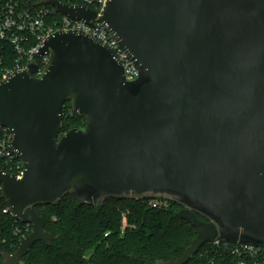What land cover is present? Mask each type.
<instances>
[{
  "label": "water",
  "instance_id": "water-1",
  "mask_svg": "<svg viewBox=\"0 0 264 264\" xmlns=\"http://www.w3.org/2000/svg\"><path fill=\"white\" fill-rule=\"evenodd\" d=\"M72 19L100 23L138 70L89 34L55 31L37 65L0 80V126L22 163L0 168L7 211L31 230L0 264L50 245L37 205L69 194L160 199L196 230L180 257L203 244L264 245V0H106L100 15L41 0ZM84 119L61 133L62 106ZM200 215L203 219L196 217Z\"/></svg>",
  "mask_w": 264,
  "mask_h": 264
},
{
  "label": "trees",
  "instance_id": "trees-1",
  "mask_svg": "<svg viewBox=\"0 0 264 264\" xmlns=\"http://www.w3.org/2000/svg\"><path fill=\"white\" fill-rule=\"evenodd\" d=\"M61 117V133L84 126L70 101L64 102ZM0 168L14 173L1 160ZM153 201L104 198L88 205L67 194L55 203L37 205L35 211L54 238L50 245L36 242L19 264H160L176 260L195 238L196 230L179 216L176 203L159 200L153 206ZM30 230L29 224L9 214L0 191V254L15 251L19 238ZM234 247L224 241L203 244L185 264H236L240 255Z\"/></svg>",
  "mask_w": 264,
  "mask_h": 264
},
{
  "label": "built area",
  "instance_id": "built-area-1",
  "mask_svg": "<svg viewBox=\"0 0 264 264\" xmlns=\"http://www.w3.org/2000/svg\"><path fill=\"white\" fill-rule=\"evenodd\" d=\"M40 1L0 0V80L22 71L29 63L37 65L35 76L40 75L48 56H38V51L44 40L59 30H72L89 34L113 51L115 57L123 65L126 80L132 81L138 76L136 66L100 23H95L91 26L82 20L72 19L59 12L52 5L42 4ZM60 1L70 6L80 5L90 8L97 15H100V11L106 2V0ZM55 11L59 14L56 15ZM0 160L14 171V173L10 174H14L18 178L21 177L22 163L10 147V132L8 128L3 126H0ZM159 200L154 199L152 205L160 204ZM230 243L235 244L234 250L240 255L236 264H264V245Z\"/></svg>",
  "mask_w": 264,
  "mask_h": 264
}]
</instances>
